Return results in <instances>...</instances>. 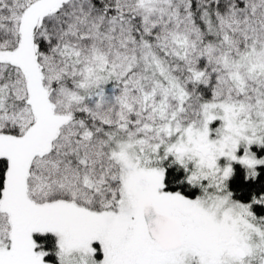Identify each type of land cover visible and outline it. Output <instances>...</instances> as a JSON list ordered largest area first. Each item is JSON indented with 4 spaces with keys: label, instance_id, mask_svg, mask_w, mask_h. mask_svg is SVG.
I'll return each instance as SVG.
<instances>
[{
    "label": "snow or ice",
    "instance_id": "1",
    "mask_svg": "<svg viewBox=\"0 0 264 264\" xmlns=\"http://www.w3.org/2000/svg\"><path fill=\"white\" fill-rule=\"evenodd\" d=\"M0 264H264V0H0Z\"/></svg>",
    "mask_w": 264,
    "mask_h": 264
}]
</instances>
